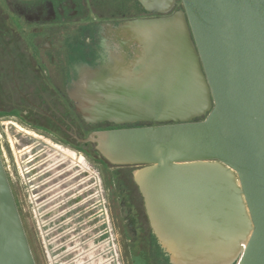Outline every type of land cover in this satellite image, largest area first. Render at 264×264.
Returning a JSON list of instances; mask_svg holds the SVG:
<instances>
[{
	"label": "water",
	"instance_id": "obj_1",
	"mask_svg": "<svg viewBox=\"0 0 264 264\" xmlns=\"http://www.w3.org/2000/svg\"><path fill=\"white\" fill-rule=\"evenodd\" d=\"M136 1L161 15L131 22L141 57L73 97L87 124H148L79 140L132 193L122 200L129 255L264 264V0ZM0 264H35L1 157Z\"/></svg>",
	"mask_w": 264,
	"mask_h": 264
},
{
	"label": "flooded vegetation",
	"instance_id": "obj_2",
	"mask_svg": "<svg viewBox=\"0 0 264 264\" xmlns=\"http://www.w3.org/2000/svg\"><path fill=\"white\" fill-rule=\"evenodd\" d=\"M160 16L136 0H0V72L10 74L0 157L35 264L120 262L122 200L132 193L123 195L114 181L108 215L102 175L108 164L79 140L148 124H87L73 97L136 64L143 39L131 22ZM112 168L118 177L122 168Z\"/></svg>",
	"mask_w": 264,
	"mask_h": 264
},
{
	"label": "rangeland",
	"instance_id": "obj_3",
	"mask_svg": "<svg viewBox=\"0 0 264 264\" xmlns=\"http://www.w3.org/2000/svg\"><path fill=\"white\" fill-rule=\"evenodd\" d=\"M9 73L7 72H0V110L3 108L5 109L6 104L5 103V98L7 97V86H8V81L9 79ZM1 125H0V135H2V130H1ZM1 141V139H0ZM0 156H1V152H0ZM91 164H93L92 162H90ZM103 175V179H104V183L106 184V211L109 215V210L111 209V212L113 213V204H114V200H113V194H112V185L109 179V172H106V170H104ZM120 255H121V259H120V264H132L131 262V257L132 255H129V251L128 248L125 244V241L123 239V237L121 238V244H120Z\"/></svg>",
	"mask_w": 264,
	"mask_h": 264
},
{
	"label": "trees",
	"instance_id": "obj_4",
	"mask_svg": "<svg viewBox=\"0 0 264 264\" xmlns=\"http://www.w3.org/2000/svg\"><path fill=\"white\" fill-rule=\"evenodd\" d=\"M179 6H181L180 2H179ZM86 145H90V144H86ZM128 208H129V210H131V206L130 205L128 206ZM131 223L132 224H136V219H134ZM151 238H152V241L154 243H156L154 237L151 236ZM157 248H159L158 245H157ZM131 262H132V264H148L147 259H146V255H145V253H142V252L140 254H138V255L132 256L131 257Z\"/></svg>",
	"mask_w": 264,
	"mask_h": 264
},
{
	"label": "bare ground",
	"instance_id": "obj_5",
	"mask_svg": "<svg viewBox=\"0 0 264 264\" xmlns=\"http://www.w3.org/2000/svg\"><path fill=\"white\" fill-rule=\"evenodd\" d=\"M16 123V122H15ZM75 152V151H74ZM84 158V157H83ZM83 160V159H82ZM83 162V161H82ZM77 164V163H76ZM78 165V164H77ZM73 171V170H72ZM64 173V172H63ZM91 173V172H90ZM77 178V177H76ZM81 178V177H79ZM86 179V178H85ZM94 179V178H93ZM79 180V179H78ZM83 181V180H82ZM77 182V181H76ZM86 185V184H85ZM89 186V185H88ZM99 186V185H98ZM81 187V186H80ZM85 187V186H84ZM81 189V188H80ZM92 190V189H91ZM99 190V189H98ZM78 191V190H77ZM72 192V191H71ZM65 195V194H64ZM62 197V196H61ZM64 198V197H63ZM57 199V198H56ZM61 202V201H60ZM58 203V202H57ZM78 203V202H77ZM79 206V205H78ZM59 210V209H58ZM102 211V210H101ZM107 218V217H105ZM106 220V219H105ZM115 253V252H114ZM115 258V257H114ZM116 263V262H115Z\"/></svg>",
	"mask_w": 264,
	"mask_h": 264
},
{
	"label": "built area",
	"instance_id": "obj_6",
	"mask_svg": "<svg viewBox=\"0 0 264 264\" xmlns=\"http://www.w3.org/2000/svg\"><path fill=\"white\" fill-rule=\"evenodd\" d=\"M111 249L114 252V248L111 247ZM116 253H117V249H116ZM116 258L118 259V254H116ZM116 264H120V262H118V260H117Z\"/></svg>",
	"mask_w": 264,
	"mask_h": 264
}]
</instances>
